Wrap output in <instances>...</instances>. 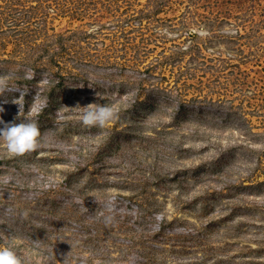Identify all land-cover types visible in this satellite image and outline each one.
I'll list each match as a JSON object with an SVG mask.
<instances>
[{
	"label": "rangeland",
	"instance_id": "obj_1",
	"mask_svg": "<svg viewBox=\"0 0 264 264\" xmlns=\"http://www.w3.org/2000/svg\"><path fill=\"white\" fill-rule=\"evenodd\" d=\"M34 99L37 147L0 144L21 264H264V0H0V120Z\"/></svg>",
	"mask_w": 264,
	"mask_h": 264
},
{
	"label": "clouds",
	"instance_id": "obj_2",
	"mask_svg": "<svg viewBox=\"0 0 264 264\" xmlns=\"http://www.w3.org/2000/svg\"><path fill=\"white\" fill-rule=\"evenodd\" d=\"M46 83V81H45ZM24 93H20L22 96ZM22 105H19L21 108ZM40 107H43L41 103ZM35 99L33 104L29 106L26 116L19 122L5 123L0 120V144L5 149V154L9 157L19 156L28 151L33 150L40 143L41 133L37 126L35 115L37 114ZM113 109L108 105H92L84 106L80 112L79 119L84 125L98 124L103 125L114 117ZM11 177L4 175L0 177L3 182H8ZM107 195V203L111 204L115 201L116 196ZM0 264H21L19 257L13 251L11 242L0 246Z\"/></svg>",
	"mask_w": 264,
	"mask_h": 264
}]
</instances>
